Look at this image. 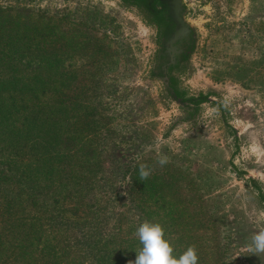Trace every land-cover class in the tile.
<instances>
[{
  "label": "rangeland",
  "instance_id": "374dc122",
  "mask_svg": "<svg viewBox=\"0 0 264 264\" xmlns=\"http://www.w3.org/2000/svg\"><path fill=\"white\" fill-rule=\"evenodd\" d=\"M0 6L20 19L10 40L25 55L14 59L31 65L41 90L18 98L16 115L0 107V264H129L145 221L162 226L176 256L194 247L198 264H264V254L247 250L264 230V199L249 182L264 198V0H195L190 19L193 74L229 97L243 131L237 176L218 132L199 138L174 126L145 80L147 29L125 1ZM28 107L47 116V131L60 127L55 180L42 181L49 167L29 158L50 149L49 138L30 139L13 156L23 123L33 126L37 117ZM140 164L152 170L147 180L139 179ZM99 244L104 253L96 259Z\"/></svg>",
  "mask_w": 264,
  "mask_h": 264
},
{
  "label": "flooded vegetation",
  "instance_id": "af4514ba",
  "mask_svg": "<svg viewBox=\"0 0 264 264\" xmlns=\"http://www.w3.org/2000/svg\"><path fill=\"white\" fill-rule=\"evenodd\" d=\"M137 14L148 32L149 54L145 80L158 93L163 107L172 114L174 126L183 128L194 137L219 134L229 152V167L236 176L233 163L242 150L243 131L240 130L232 102L224 93L199 83L192 67L193 37L191 24L195 0H181L175 15L186 25L174 20L166 0H122ZM234 164V165H233ZM260 196V188L249 179Z\"/></svg>",
  "mask_w": 264,
  "mask_h": 264
},
{
  "label": "trees",
  "instance_id": "16d2710c",
  "mask_svg": "<svg viewBox=\"0 0 264 264\" xmlns=\"http://www.w3.org/2000/svg\"><path fill=\"white\" fill-rule=\"evenodd\" d=\"M12 8L10 7H3L0 6V33H3V35H9V37L7 39H3L0 38V68L1 70L4 69L5 73L8 70V76L4 77V75L0 78V107H2L5 110H11L14 108L13 114L16 115V109L19 106L17 105V102L19 103V100L25 96V95H36V92H41V90L36 91L35 89V82L36 79H38V77H36L35 75H32L33 73L31 72V68H30V64L26 63V66L24 67H20L21 63H18V59H14L17 58L18 53H24L25 55V50L19 48V43L16 45V42H14V40H10L11 38H13L14 36L17 38L19 33L15 34V26L20 24V19L18 16H13L11 13ZM8 26H10L11 28L8 30H6L7 33H5L4 28H7ZM25 28L27 29L26 31H28L30 29V25L28 24L27 26H25ZM2 35V34H1ZM14 35V36H11ZM28 36H30V31L27 33V35H24L23 38H29ZM10 40V41H9ZM27 51V49H26ZM22 58V57H21ZM9 61V62H8ZM19 68H22L23 70H25L27 75H29L28 77H21L24 76L23 72L20 71ZM21 74V75H20ZM44 89H42V91H44ZM19 98V100H18ZM22 104V103H21ZM23 106V104H22ZM25 108V107H24ZM37 109V108H36ZM36 109H32L30 107H28L27 110H29L32 114H35L37 117H31L30 120H33V126H27V124L24 122V129L23 131H25V135H23V137H21L19 135V137L17 138L16 141V146L14 148L13 151V156L15 158H18L20 156H22V151H23V147L24 144L27 145V142H29V140H46L47 138H49L47 141V147H49L50 149L46 150L45 148H42V151H32V149H34V146H30V150L33 153H30V156L37 161H40L43 163L42 165L44 166H48L50 173L46 174V170L42 169V172H44L45 174H40L42 181H43V176L44 177H48L47 175L50 174V177L48 178L49 180H55L53 179L55 177L56 171L55 167H54V161H56V157H60V152H61V140H58L57 138V134L60 133V130H57L56 125H54L53 127L55 129H51L50 131H47V129L49 128L48 124L46 122H48V118L45 114L42 113V119H41V112H36ZM37 128V129H36ZM57 133V134H56ZM2 140H6V137L3 135V133L1 132L0 134ZM37 137V138H36ZM9 141H14V140H9ZM4 143V147L5 150L8 149V142ZM12 146H14V143H10ZM53 156H55V158H53ZM43 175V176H42ZM126 176V170L124 171V174H122V177ZM41 181V182H42ZM262 199H264L263 197H261ZM165 232V231H164ZM90 243H92V240H90ZM106 245V244H103ZM88 249L91 250V245H86ZM104 246H102L101 244L96 246V250L94 251L93 256L96 257V259H98L99 257H101V255L104 253L102 251V248ZM108 264H110L112 261L111 259H108ZM113 264V262H112Z\"/></svg>",
  "mask_w": 264,
  "mask_h": 264
},
{
  "label": "clouds",
  "instance_id": "9594fccd",
  "mask_svg": "<svg viewBox=\"0 0 264 264\" xmlns=\"http://www.w3.org/2000/svg\"><path fill=\"white\" fill-rule=\"evenodd\" d=\"M158 163L163 166L167 161L160 159ZM151 171L148 165L140 164L138 171L140 181L147 180ZM134 235L140 247L136 251L135 261H130L129 264H198L199 258L194 247H188L179 256L174 254V249L165 238L164 230L159 223L145 221L136 228ZM247 250L253 255L264 254V230L253 234Z\"/></svg>",
  "mask_w": 264,
  "mask_h": 264
},
{
  "label": "water",
  "instance_id": "95a60500",
  "mask_svg": "<svg viewBox=\"0 0 264 264\" xmlns=\"http://www.w3.org/2000/svg\"><path fill=\"white\" fill-rule=\"evenodd\" d=\"M165 2L168 4L171 13H173L174 20L177 23H180L181 25L184 24V25L187 26L188 24H185L181 17L175 15V13L181 9V0H166ZM188 27L192 31L193 53H194V51L196 49V46H197V32H196V30H195V28H194V26L192 24H189Z\"/></svg>",
  "mask_w": 264,
  "mask_h": 264
}]
</instances>
